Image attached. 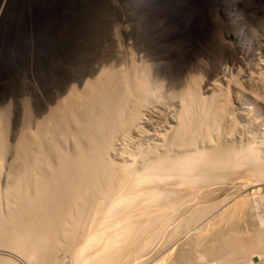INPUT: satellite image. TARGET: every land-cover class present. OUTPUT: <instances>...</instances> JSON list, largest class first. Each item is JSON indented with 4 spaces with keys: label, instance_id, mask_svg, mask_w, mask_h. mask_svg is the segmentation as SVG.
<instances>
[{
    "label": "bare ground",
    "instance_id": "6f19581e",
    "mask_svg": "<svg viewBox=\"0 0 264 264\" xmlns=\"http://www.w3.org/2000/svg\"><path fill=\"white\" fill-rule=\"evenodd\" d=\"M116 70L9 170L0 264H264V194L249 190L264 182V141L238 128L226 93L187 89L151 143L131 125L163 100L144 74Z\"/></svg>",
    "mask_w": 264,
    "mask_h": 264
},
{
    "label": "rangeland",
    "instance_id": "374dc122",
    "mask_svg": "<svg viewBox=\"0 0 264 264\" xmlns=\"http://www.w3.org/2000/svg\"><path fill=\"white\" fill-rule=\"evenodd\" d=\"M115 68L144 74L154 98L166 101L155 115L143 106V120L134 119L142 126L131 125L150 141L179 121L187 89L226 93L238 128L264 141V0H0L1 189L35 136L72 116ZM230 184L235 191L243 182ZM253 188L264 194V182Z\"/></svg>",
    "mask_w": 264,
    "mask_h": 264
},
{
    "label": "trees",
    "instance_id": "16d2710c",
    "mask_svg": "<svg viewBox=\"0 0 264 264\" xmlns=\"http://www.w3.org/2000/svg\"><path fill=\"white\" fill-rule=\"evenodd\" d=\"M4 20V19H3ZM2 22V21H1Z\"/></svg>",
    "mask_w": 264,
    "mask_h": 264
}]
</instances>
